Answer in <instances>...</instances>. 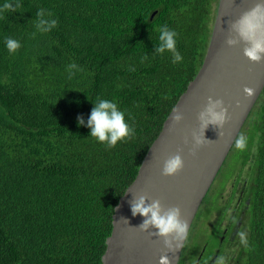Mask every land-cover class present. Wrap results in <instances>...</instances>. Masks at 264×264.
I'll use <instances>...</instances> for the list:
<instances>
[{
  "label": "trees",
  "instance_id": "1",
  "mask_svg": "<svg viewBox=\"0 0 264 264\" xmlns=\"http://www.w3.org/2000/svg\"><path fill=\"white\" fill-rule=\"evenodd\" d=\"M217 2L0 0V264L101 263L114 207L200 68ZM38 11L56 26L37 31ZM162 25L177 33L180 62L154 51ZM7 38L20 42L14 54ZM98 99L133 128L111 148L77 123ZM238 135L246 234L222 264H264V88Z\"/></svg>",
  "mask_w": 264,
  "mask_h": 264
},
{
  "label": "water",
  "instance_id": "2",
  "mask_svg": "<svg viewBox=\"0 0 264 264\" xmlns=\"http://www.w3.org/2000/svg\"><path fill=\"white\" fill-rule=\"evenodd\" d=\"M261 0H218L205 54L195 77L187 84L165 118L162 128L149 146L135 179L114 207L112 230L105 241L100 264H159L167 255L178 264L182 246L172 251L155 229L141 230L143 217L132 215L131 204L143 195L147 202L158 200L162 207H178L188 221L194 216L227 157L250 111L264 88V59L254 62L243 52L235 22ZM154 15L151 14L150 18ZM228 39L238 42L229 46ZM253 89L251 96L244 88ZM221 99L227 108L222 126L203 127L200 113L210 101ZM176 109L182 119L171 117ZM196 137L201 139L195 144ZM179 154L183 167L173 175L163 174L165 160Z\"/></svg>",
  "mask_w": 264,
  "mask_h": 264
},
{
  "label": "clouds",
  "instance_id": "3",
  "mask_svg": "<svg viewBox=\"0 0 264 264\" xmlns=\"http://www.w3.org/2000/svg\"><path fill=\"white\" fill-rule=\"evenodd\" d=\"M18 7V5H17ZM4 9L15 11L10 4H4ZM37 22L35 28L39 32H48L57 24L55 19H46L43 11L37 12ZM51 16V13L48 14ZM234 30L246 46L243 49L244 55L254 62L264 59V0L257 3L255 7L245 12L234 25ZM177 33L167 25L159 28V44L155 47V53L163 54L165 51L171 52L172 63L180 62L183 58L176 49ZM229 46L235 45L238 41L228 39ZM18 40L7 38L5 47L9 54H14L20 48ZM72 69L79 71L75 64L68 66L69 79L74 74ZM133 70L134 69H130ZM244 93L251 96L253 89L244 88ZM175 113L171 119L179 122L182 115L173 110ZM227 118V108L221 99L210 101L204 111L200 113V120L203 127L209 124L222 126ZM77 123L86 126L90 131L89 135L94 137L98 142L106 144L107 147H114L117 142L122 141L133 134V128L125 119L124 111L120 110L118 105L111 100L98 99L93 103L87 122L82 116H77ZM201 139L196 137L195 144L199 145ZM248 138L244 135H237L234 138V146L237 150L244 151L247 147ZM183 167V160L179 154L169 157L164 162L163 174L173 175ZM132 215L139 214L144 219L139 226L141 230L155 229V235L164 239V244L172 251H177L182 246L183 241L188 234V221L182 218L181 210L178 207L163 208L158 200L147 202V197L141 195L131 204ZM159 264H170L169 257L162 255L159 258Z\"/></svg>",
  "mask_w": 264,
  "mask_h": 264
},
{
  "label": "flooded vegetation",
  "instance_id": "4",
  "mask_svg": "<svg viewBox=\"0 0 264 264\" xmlns=\"http://www.w3.org/2000/svg\"><path fill=\"white\" fill-rule=\"evenodd\" d=\"M230 152L231 149L228 154ZM244 165L246 163L240 162L238 173L234 176L236 168L228 180H225L224 185L221 183L213 186L215 181L210 185L205 194L209 198L206 202H201L185 238L186 248L183 249V245L181 250V254L184 250L185 264H222L224 258L229 257V252L238 249L234 244H239L246 234L244 202L247 205L248 201L244 190L246 184L244 177L248 176L250 167L248 166L242 173ZM221 169L222 166L219 171ZM212 186L215 188L214 191ZM227 186L228 190L224 191Z\"/></svg>",
  "mask_w": 264,
  "mask_h": 264
},
{
  "label": "rangeland",
  "instance_id": "5",
  "mask_svg": "<svg viewBox=\"0 0 264 264\" xmlns=\"http://www.w3.org/2000/svg\"><path fill=\"white\" fill-rule=\"evenodd\" d=\"M248 128H249V125L248 124L245 125V127H243V129H244L243 132L247 133L246 131L248 130ZM225 160H226L225 164L222 167L221 174H220L223 177L225 175H231L236 168H237L236 171L238 170V168L240 166V165L238 166V164H240V155L238 154L237 151H234V152L232 151L230 154H228V156H227V158ZM248 166H249L248 163H246V165L243 166L242 173H244L247 170ZM236 173L237 172H235L234 176L236 175ZM217 181H218V184H217ZM222 182H223V180L221 179V177L218 176L216 181L214 182L213 186H217V185L221 184ZM228 188H229V186H227L224 191H227ZM203 209H205L204 206H203Z\"/></svg>",
  "mask_w": 264,
  "mask_h": 264
}]
</instances>
